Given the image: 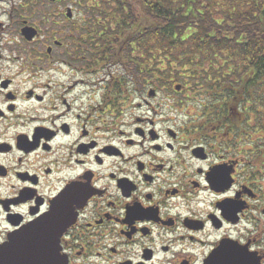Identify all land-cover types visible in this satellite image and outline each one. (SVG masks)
I'll list each match as a JSON object with an SVG mask.
<instances>
[{
  "label": "flooded vegetation",
  "instance_id": "1",
  "mask_svg": "<svg viewBox=\"0 0 264 264\" xmlns=\"http://www.w3.org/2000/svg\"><path fill=\"white\" fill-rule=\"evenodd\" d=\"M99 5L0 0V264L37 238L60 264H264L262 150H238L236 106L183 109L194 89L142 71L113 33L143 26Z\"/></svg>",
  "mask_w": 264,
  "mask_h": 264
},
{
  "label": "trees",
  "instance_id": "2",
  "mask_svg": "<svg viewBox=\"0 0 264 264\" xmlns=\"http://www.w3.org/2000/svg\"><path fill=\"white\" fill-rule=\"evenodd\" d=\"M98 1L117 23L143 26L140 36L126 27L113 33L125 48L137 41L132 48L140 49L142 71L157 64L183 71L174 81L210 97L211 110L233 104L242 120L264 127V0H113L114 7Z\"/></svg>",
  "mask_w": 264,
  "mask_h": 264
},
{
  "label": "rangeland",
  "instance_id": "3",
  "mask_svg": "<svg viewBox=\"0 0 264 264\" xmlns=\"http://www.w3.org/2000/svg\"><path fill=\"white\" fill-rule=\"evenodd\" d=\"M217 1L221 2V3L223 2V0H217ZM157 56H158V54H157ZM156 70L158 72H171L173 74V77L177 76L178 75L177 73H179L180 75L186 74L183 71H179V72L174 71L173 67L169 68V67L165 66L164 64L163 65L157 64ZM175 82H177L181 85H184V86L188 85V84L185 85L184 82L181 80H177ZM183 93L185 95H188L190 98H192V96H194V94H195V90H194V93L193 92H191V93L183 92ZM200 97L201 96H196V99H191V100L187 101V104L183 106V109H187L192 115H195V114L200 113V111L203 108V105L205 106V110L207 111L211 108V106L213 104H215L214 101H212V99L210 97L207 98V97L202 96L201 99H200ZM252 122H253L252 120L244 121V123L240 126V128H238V135H240L241 140L239 141L237 148H238V150H241V149L246 150L248 148H252L255 151H259V149H261L262 150L261 151L262 156L260 154L257 156H254L253 160H255V163L257 165H259L258 170L263 171V165H264V130L261 129V127H263V126L256 127L254 125V123H252ZM259 128L261 129V131L259 130ZM243 142H244V144H243ZM242 156L247 157V158H252L251 156H249V154H247V155L242 154ZM262 184L264 185V181Z\"/></svg>",
  "mask_w": 264,
  "mask_h": 264
},
{
  "label": "water",
  "instance_id": "4",
  "mask_svg": "<svg viewBox=\"0 0 264 264\" xmlns=\"http://www.w3.org/2000/svg\"><path fill=\"white\" fill-rule=\"evenodd\" d=\"M52 215H54V213ZM36 241L38 244L36 246L29 247L30 252L25 253V257L21 260L22 264H60L58 262V256L52 248L53 246L46 247L44 250L39 247L41 239L37 238ZM236 252L237 251H234L230 254L227 264H240V260L237 257ZM258 262L259 259L255 260L254 264H258Z\"/></svg>",
  "mask_w": 264,
  "mask_h": 264
},
{
  "label": "snow or ice",
  "instance_id": "5",
  "mask_svg": "<svg viewBox=\"0 0 264 264\" xmlns=\"http://www.w3.org/2000/svg\"><path fill=\"white\" fill-rule=\"evenodd\" d=\"M229 195H231V194H229ZM236 255L239 258L241 264H243V259L246 256V250H243V249L237 250ZM249 259H251V258H249Z\"/></svg>",
  "mask_w": 264,
  "mask_h": 264
}]
</instances>
